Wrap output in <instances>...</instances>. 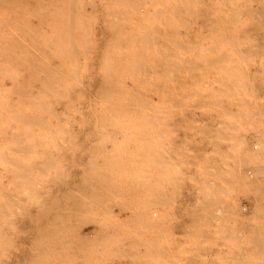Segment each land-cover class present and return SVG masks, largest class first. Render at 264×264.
Returning <instances> with one entry per match:
<instances>
[{
	"label": "rangeland",
	"instance_id": "rangeland-1",
	"mask_svg": "<svg viewBox=\"0 0 264 264\" xmlns=\"http://www.w3.org/2000/svg\"><path fill=\"white\" fill-rule=\"evenodd\" d=\"M139 1L0 0V216H2L0 217V247L3 245V252L0 248V264H22L23 262V264H61V262L62 264L68 262V264H104L105 262L107 264H264V0H185V2L182 0L183 3L181 0H178L179 3L177 0ZM152 3L154 6L159 4L154 7ZM160 4L161 6H159ZM170 4L172 8L168 7ZM241 4L244 7L241 8ZM194 6L196 11L193 10ZM224 7L226 9L228 7V10ZM219 8L221 12L218 10ZM257 9L258 11H256ZM119 11L123 13H118ZM193 11L197 15L194 16ZM166 19L167 21H165ZM218 24H225L224 28ZM212 26L222 29L219 30L217 27L216 30ZM153 31L155 32L153 33ZM207 31L210 34L215 33L214 36L209 35ZM222 31L225 33L221 34ZM133 34L137 36L133 37ZM178 34L179 36H177ZM235 40L237 41L235 42ZM212 41L216 43L211 44ZM224 45L226 47L223 48ZM182 48L186 50L183 52ZM231 49H235V51L233 50L234 54ZM175 52H179L178 56ZM210 52H216V54L212 55ZM181 53L185 55L183 56ZM205 53L208 55L206 56ZM227 59H230V62ZM170 60H175V62ZM240 60L241 63H237ZM205 64L210 67L207 68ZM234 68V72L230 70ZM169 71H172L171 74ZM137 72L140 73L139 77H136ZM142 72L149 74V78L153 79L151 75L154 76L155 81L154 79L153 82L152 79L149 80V75L147 76L146 73L144 74L146 77L143 78ZM229 74L232 76L229 77ZM135 77L145 80L136 81ZM132 79H135V82ZM222 81L223 83H221ZM141 82L143 85L140 84ZM152 83L157 86V89ZM123 85L126 88L129 86L130 89L133 88L132 94H136L133 92L142 86L144 89L140 90L144 91L145 95V90L147 92L145 88L150 86L151 89H149L155 93L148 92L147 96H152L150 99L157 102H152L154 105L151 106V102L149 105L141 106L143 102L136 101L141 96L138 98H134V96V102L130 99L133 95L128 96L131 92L129 91V94L125 95V97L128 96L126 99H130L126 101L129 103L128 108L125 106L123 108L121 105L119 108L116 105L121 103L123 105L125 97L122 94L124 98L122 101L119 94L121 90H117V87L123 88ZM218 85H221L222 91ZM161 86H164L165 89H162ZM105 87L106 91L110 87L108 88L110 90L107 91L110 96H106L108 93L104 92ZM115 87L119 93L114 91ZM153 87L156 90L152 89ZM101 88L102 90H100ZM111 88L115 93L111 92ZM160 88L163 90L161 94ZM205 88L206 90H204ZM140 90L139 92H141ZM240 90H243V94ZM102 91L105 94L104 97L103 93L100 94ZM219 92L220 94H218ZM98 93L102 95V100ZM115 94H119L122 102L118 101L121 103L115 104L113 107V103L119 99ZM138 94L136 95L139 96ZM185 94L188 95L184 96ZM141 95L145 97L143 94ZM98 96L100 98L97 100ZM111 97L114 99L113 101ZM103 99L104 101L106 99L105 102L108 103L113 102L109 104L117 111H113L111 106H108L110 110L106 108L108 103L99 104L100 101L103 102ZM148 100L149 103L150 100ZM130 102L135 105L136 112H133L134 114L131 112L135 110L131 107ZM147 102L145 103L148 104ZM153 106L158 110L161 108L163 110L158 112L152 108ZM102 107L113 113L122 111V109L128 112L125 111L126 114L124 111L120 112L122 116L118 113L116 117L112 115L113 113H107L111 114L113 119L112 116L104 115L106 113L104 109V114H101L103 113ZM141 107L142 110H147L148 107V112L144 111L145 117L143 113V117L138 115ZM244 107L247 108L244 109ZM164 109L168 111L166 112ZM150 113L151 115L155 113L157 116L155 114L149 116ZM136 115L138 116L136 117ZM164 115L166 118L162 117ZM103 116H106L105 118L108 116L107 120ZM119 117H122L124 121ZM134 117L141 119L135 121ZM116 118H119L118 121ZM150 118L152 119L150 120ZM111 119L113 122L110 121ZM120 121L122 122L120 123ZM144 121L148 124L145 123L143 126L140 122L144 124ZM136 124L138 128H136ZM109 125H114V127ZM123 126L126 128V132ZM121 128L124 130H120ZM112 131L115 133L113 134ZM127 131L133 133L129 132L128 135ZM100 133H102L101 136ZM146 133L147 136H145ZM126 135L128 136L125 137ZM115 138L119 139L115 141ZM151 138L153 141L150 140ZM113 142L115 143L113 144ZM115 144L119 145L115 146ZM122 146L125 148L121 149ZM118 149L123 150L122 153ZM130 149L131 151L128 152ZM135 151L139 153L135 154ZM108 157L110 159L106 160ZM143 159L147 162H143L144 165L142 164ZM128 160L129 162H127ZM106 162L107 164H105ZM136 162L138 163L136 164ZM155 162L157 163L155 164ZM114 164L115 167H112ZM134 166L135 168H133ZM37 167L38 169H36ZM118 167L119 173L117 170V174H115ZM86 172L88 173L86 174ZM112 172L114 173L112 174ZM25 173L29 175H25ZM132 173L136 176H133ZM16 176H19L18 179ZM144 177L146 180L143 179ZM141 178L143 180H140ZM121 180L123 184H121ZM146 183H148L147 187L144 186ZM120 186L125 187L123 189ZM83 188L84 190H82ZM109 189L110 194L108 193ZM16 191H21L22 194L21 192L17 194ZM62 191L67 192L63 193ZM68 192L70 194L67 195ZM81 195H85L87 198ZM107 195L110 196L109 199H107ZM93 197L94 199H92ZM103 198H105V202L104 200L101 202ZM16 200L18 203L20 201V204H17ZM123 200L126 202H122ZM21 202H24V205ZM132 205L135 206L132 207ZM79 208L80 210H78ZM74 210L81 213L74 212ZM95 215L96 217H94ZM10 216L11 218H9ZM63 229L65 230L63 231ZM17 230L20 231L17 232ZM139 230L142 232L140 231V233ZM136 232H139L140 236L137 234L136 237ZM39 233L44 237L41 238ZM3 234L5 237L7 235L8 239L3 237ZM71 235L72 237H70ZM38 237L41 239L39 240ZM63 241L65 242L63 243ZM54 244L57 245L56 248ZM105 248L107 249L105 250ZM97 250L100 252L96 254ZM122 250L125 251L122 252ZM58 253L61 255L59 259ZM25 257L26 260H24ZM51 259L54 262L53 260L51 262ZM42 260L47 262L43 263Z\"/></svg>",
	"mask_w": 264,
	"mask_h": 264
},
{
	"label": "bare ground",
	"instance_id": "bare-ground-1",
	"mask_svg": "<svg viewBox=\"0 0 264 264\" xmlns=\"http://www.w3.org/2000/svg\"><path fill=\"white\" fill-rule=\"evenodd\" d=\"M140 1H141V0H140ZM140 1H139V2H140ZM165 1H166V0H165ZM175 1H176V0H175ZM181 1H182V0H181ZM207 1H208V0H207ZM211 1H213V0H211ZM129 2H131V1H129ZM151 2H154V1H151ZM169 2H170V1H168V3H169ZM173 2H174V1H173ZM177 2H178V0H177ZM177 2H176V3H177ZM184 2H185V0H184ZM205 2H206V1H205ZM256 2H257V1H256ZM170 3H171V2H170ZM174 3H175V2H174ZM178 3H179V2H178ZM182 3H183V1H182ZM208 3H209V2H208ZM217 3H219V2H217ZM249 3H250V2H249ZM131 4H132V3H131ZM152 4H153V3H152ZM155 4H156V3H155ZM158 4H159V3H157V5H158ZM194 4L197 5L196 3H194ZM212 4H213V3H212ZM214 4H215V3H214ZM132 5H133V4H132ZM157 5L154 6V4H153L154 7H157ZM165 5H166V4H165ZM174 5H175V4H174ZM185 5L188 7L187 4H185ZM191 5H192V4H191ZM198 5H199V4H198ZM221 5H222V4H221ZM233 5H234V4H233ZM235 5H236V4H235ZM241 5H242L241 8L244 7L243 4H241ZM246 5H247V4H246ZM250 5H251V4H250ZM261 5H262V3H261ZM127 6H128V4H127ZM159 6H161V4H160ZM199 6H200V5H199ZM217 6H218V5H217ZM252 6H253V5H252ZM256 6H257V4H256ZM263 6H264V4H263ZM118 7H119V5H118ZM129 7H130V5H129ZM168 7H171V4H170V6L168 5ZM222 7H223V6H222ZM225 7H226V6H225ZM225 7H224V8H225ZM254 7H255V5H254ZM112 8H113V7H112ZM159 8H160V7H159ZM171 8H172V7H171ZM190 8H192V7L190 6ZM198 8H199V7H198ZM213 8H214V5H213ZM216 8H217V7H216ZM229 8H230V7H229ZM233 8H234V7H233ZM238 8H240V7H238ZM245 8H246V6H245ZM255 8H256V7H255ZM119 9H120V8H119ZM121 9H123V8H121ZM222 9H223V8H222ZM225 9H226V8H225ZM225 9H224V10H225ZM230 9H231V8H230ZM116 10H117V9H116ZM127 10H128V9H127ZM157 10H159V9H157ZM163 10H164V9H163ZM166 10H167V9H166ZM173 10H174V9H173ZM175 10H176V9H175ZM175 10H174V11H175ZM191 10H192V9H191ZM193 10H195V6H194V9H193ZM201 10H202V9H201ZM204 10H205V9H204ZM218 10L220 11L221 9L219 8ZM226 10H228V7H227ZM235 10H236V9H235ZM238 10H240V9H238ZM245 10H246V9H245ZM117 11H118V10H117ZM128 11H129V10H128ZM161 11H162V10H161ZM161 11H160V12H161ZM177 11H178V10H177ZM195 11H196V10H195ZM205 11H206V10H205ZM219 11H218V12H219ZM231 11H232V10H231ZM254 11H255V10H254ZM256 11H258V9H257ZM115 12H116V11H115ZM120 12H122V11H119L118 13H120ZM158 12H159V11H158ZM178 12H179V11H178ZM185 12H186V11H185ZM190 12H191V11H190ZM193 12H194V11H193ZM220 12H221V11H220ZM118 13H117V14H118ZM122 13H123V12H122ZM122 13H121V14H122ZM129 13H130V12H129ZM132 13H133V12H132ZM161 13H162V12H161ZM167 13H168V12H167ZM170 13H171V12H170ZM181 13H182V12H181ZM181 13H180V14H181ZM186 13H187V12H186ZM223 13H224V12H223ZM225 13H226V12H225ZM234 13H235V12H234ZM236 13H237V12H236ZM241 13H242V12H241ZM241 13H240V14H241ZM130 14H131V13H130ZM165 14H166V12L164 13V15H165ZM172 14H173V12H172ZM174 14H175V13H174ZM177 14H178V13H177ZM193 14H194V16H195L196 13L194 12ZM231 14H233V13H231ZM240 14H239V15H240ZM250 14H251V13H250ZM114 15H115V14H114ZM162 15H163V14H162ZM162 15H161V16H162ZM181 15H182V14H181ZM187 15H189V14H187ZM196 15H197V14H196ZM199 15H200V14H199ZM215 15H216V14H215ZM217 15H218V14H217ZM233 15H235V14H233ZM241 15H242V14H241ZM256 15H257V14H256ZM256 15H255V16H256ZM258 15H259V13H258ZM161 16H160V18H161ZM178 16H180V15H178ZM201 16H203V15H201ZM223 16H224V15H223ZM223 16H222V17H223ZM228 16H229V15H228ZM244 16H245V15H244ZM255 16H254V17H255ZM172 17H175V16L172 15ZM172 17H171V18H172ZM176 17H177V15H176ZM192 17H193V16H192ZM199 17H200V16H199ZM204 17H205V16H204ZM230 17H231V15H230ZM233 17H234V16H233ZM241 17H242V16H241ZM257 17H258V16H257ZM213 18H214V17H213ZM217 18H218V16H217ZM249 18H251V17H249ZM144 19H145V18H144ZM144 19H143V20H144ZM149 19H150V18H149ZM151 19H155V18H151ZM163 19H164V18H163ZM169 19H170V18H169ZM182 19H183V18H182ZM185 19H186V17H185ZM189 19H190V18H189ZM189 19H187V20H189ZM198 19H199V18H198ZM224 19H226L225 16H224ZM229 19H231V18H229ZM253 19H254V18H253ZM258 19H259V18H258ZM263 19H264V17H263ZM113 20H114V17H113ZM158 20H159V19H158ZM175 20H176V19H175ZM250 20H252V18H251ZM250 20H249V21H250ZM156 21H157V20H156ZM160 21H161V20H160ZM163 21H164V20H163ZM163 21H162V23H164L165 21H167V19H166L164 22H163ZM171 21H172V19H171ZM176 21H177V20H176ZM197 21H198V20H197ZM197 21H196V22H197ZM214 21H215V20H214ZM234 21H235V20H234ZM243 21H244V20H243ZM262 21H263V20H262ZM115 22H116V21H115ZM145 22H146V21H145ZM152 22H153V21H152ZM177 22H178V21H177ZM203 22H204L203 24H205V21H203ZM211 22H212V21H211ZM244 22H245V21H244ZM244 22H243V23H244ZM256 22H257V20H256ZM111 23H112V22H111ZM148 23H149V21H148ZM148 23H147V24H148ZM158 23H160V22L158 21ZM172 23H173V22H172ZM172 23H171V26H173ZM178 23H179V22H178ZM187 23L191 24L190 22H187ZM212 23H214V22H212ZM212 23H210V24H212ZM227 23H228V22H227ZM229 23H230V22H229ZM239 23H240V22H239ZM249 23H250V22H249ZM118 24H119V23H118ZM133 24H134V23H133ZM147 24H146V25H147ZM160 24H161V23H160ZM160 24H159V25H160ZM173 24H175V23H173ZM180 24H181V23H180ZM198 24H199V23H198ZM208 24H209V23H208ZM208 24H207V25H208ZM231 24H232V21H231ZM244 24H245V23H244ZM256 24H257V23H256ZM112 25H113V24H112ZM114 25H115V24H114ZM143 25H145V24H143ZM163 25H164V24H163ZM191 25H192V24H191ZM212 25H213V24H212ZM214 25H215V24H214ZM216 25H217V24H216ZM218 25H220V24H218ZM221 25H222V24H221ZM221 25H220V26H221ZM223 25H225V24H223ZM223 25H222V27L224 28ZM150 26H151V24H150ZM150 26H149V27H150ZM167 26H168V25H167ZM171 26H170V27H171ZM178 26H179V25H178ZM183 26H184V25H183ZM195 26H196V25H195ZM195 26H194V27H195ZM233 26H234V25H233ZM111 27H112V26H111ZM114 27H115V26H114ZM164 27H166V26H164ZM181 27H182V26H181ZM202 27H203V26H202ZM207 27H208V26H207ZM212 27H214V29H216L218 26H212ZM236 27H237V26H236ZM152 28H153V27H152ZM157 28H158V27H157ZM166 28H167V27H166ZM176 28H178V27H176ZM187 28H188V26H187ZM199 28H201V27L199 26ZM220 28H221V27H220ZM220 28L218 27L219 30H220ZM226 28H227V25H226ZM228 28H230V27H228ZM240 28H242V27H240ZM252 28H253V29H256L255 27H252ZM142 29H143V28H142ZM174 29H175V28H174ZM174 29H173V30H174ZM185 29H186V28H185ZM202 29H203V28H202ZM214 29H213V30H214ZM221 29H222V28H221ZM231 29H232V28H231ZM235 29H236V28H235ZM250 29H251V28H250ZM152 30H153V29H152ZM154 30H155V29H154ZM196 30H197V29H196ZM196 30H195V31H196ZM199 30H200V29H199ZM199 30H198V31H199ZM216 30H217V29H216ZM238 30H239V29H238ZM135 31H138V30H135ZM140 31H141V29H140ZM156 31H157V30H156ZM179 31H180V30H179ZM208 31H211V30H208ZM208 31H207V33H208ZM224 31H225V30H224ZM227 31H228V30H227ZM235 31H236V30H235ZM239 31H240V30H239ZM133 32H134V31H133ZM150 32H151V31H150ZM154 32H155V31H153V33H154ZM183 32H184V31H183ZM220 32H221V31H220ZM240 32H241V31H240ZM240 32H239V33H240ZM252 32H253V31H252ZM141 33H142V32H141ZM218 33H219V32H218ZM224 33H225V32H224ZM224 33H223V31H222L221 34H224ZM230 33H231V32H230ZM236 33H237V31H236ZM157 34H158V32H157ZM203 34H204V33H203ZM205 34H206V33H205ZM208 34L211 35L212 33H211V34L208 33ZM213 34H215V33H213ZM213 34H212V35H213ZM216 34H217V33H216ZM234 34H235V33H234ZM133 35H134V34H133ZM140 35H142V34H140ZM140 35H139V36H140ZM153 35H154V34H153ZM155 35H156V34H155ZM173 35H175V34H173ZM198 35H199V34H198ZM236 35H237V34H236ZM238 35H239V34H238ZM136 36H137V35H136ZM136 36L134 35L133 37H136ZM157 36H158V35H157ZM160 36H161V35H160ZM162 36H163V35H162ZM177 36H179V34H178ZM180 36H182V35H180ZM187 36H188V35H187ZM213 36H214V35H213ZM218 36H219V35H218ZM220 36H223V35H220ZM228 36H229V35H227V37H228ZM234 36H235V35H234ZM242 36H243V35H242ZM242 36H241V37H242ZM147 37H148V36H147ZM172 37H173V36H172ZM194 37H195V36H194ZM199 37H200V36H199ZM208 37H209V36H208ZM241 37H240V38H241ZM143 38H144V37H143ZM209 38H210V37H209ZM209 38H208V39H209ZM217 38H219V37H217ZM217 38H216V39H217ZM229 38H230V36H229ZM152 39H153V38H152ZM176 39H177V38H176ZM194 39H195V38H194ZM205 39H206V38H205ZM210 39L212 40V38H210ZM210 39H209V40H210ZM241 39H242V38H241ZM213 40H215V39H213ZM221 40H222V39H221ZM221 40H220V41H221ZM248 40H249V39H248ZM176 41H178V40H176ZM181 41H182V40H181ZM194 41H195V40H194ZM236 41H237V40H235V42H236ZM252 41H253V39H252ZM262 41H263V40H262ZM173 42H175V41H173ZM178 42H180V41H178ZM214 42H215V41H214ZM214 42L212 41L211 44L214 43ZM218 42H219V41H218ZM222 42H223V41H222ZM263 42H264V41H263ZM176 43H177V42H176ZM176 43H175V44H176ZM183 43H184V42H183ZM188 43H189V42H188ZM196 43H197V41H196ZM215 43H216V42H215ZM175 44H174V46H175ZM180 44H182V43H180ZM191 44H192V43H191ZM200 44H201V42H200ZM235 44H237V43H235ZM243 44H245V43H243ZM176 45H177V44H176ZM201 45H203V44H201ZM232 45H233V44H232ZM237 45L239 46V44H237ZM148 46H149V45H148ZM181 46H182V45H181ZM198 46L200 47V45H198ZM208 46H209V44H208ZM240 46H241V45H240ZM245 46H246V45H245ZM144 47H147V46L144 45ZM178 47H179V46H178ZM199 47H198V48H199ZM222 47L224 48V47H226V46L224 45V46H222ZM148 48H149V47H148ZM198 48H197V49H198ZM200 48H201V47H200ZM200 48H199V49H200ZM231 48H232V47H231ZM236 48H237V47H236ZM142 49H143V48H142ZM170 49H171V48H170ZM176 49H177V48H176ZM179 49H181V48H179ZM199 49H198V50H199ZM213 49H214V48H213ZM219 49H220V48H219ZM225 49H226V48H225ZM148 50H149V49H148ZM171 50H173V49H171ZM174 50H175V49H174ZM183 50H186V49L182 48V51H183ZM228 50H229V49H228ZM228 50H227V51H228ZM233 50L235 51V49H233ZM233 50L231 49V51H233ZM261 50H262V49H261ZM179 51L182 52L181 50H179ZM214 51H215V50H214ZM217 51H218V49H217ZM220 51H221V50H220ZM234 51L232 52L233 54H234ZM183 52H184V51H183ZM196 52H197V51H196ZM205 52H206V51H205ZM212 52H213V51H212ZM223 52H224V51H223ZM245 52H246V51H245ZM173 53H174V52H173ZM175 53H176V52H175ZM191 53H192V51H191ZM191 53H190V54H191ZM201 53H202V52H201ZM207 53H208V52H207ZM210 53H211V52H210ZM214 53L216 54V52H214ZM214 53H211V54L213 55ZM226 53L228 54V52H226ZM242 53H244V52H242ZM242 53H241V54H242ZM176 54H177V56H178L179 52L176 53ZM181 54H182V53H181ZM181 54H180V56H181ZM192 54H193V53H192ZM202 54H203V53H202ZM205 54H206V53H205ZM205 54H204V55H205ZM217 54H218V53H217ZM249 54H250V53H249ZM172 55H173V54H172ZM174 55H175V54H174ZM182 55H183V54H182ZM184 55H185V54H184ZM184 55H183V56H184ZM193 55H194V54H193ZM207 55H208V54H206V56H207ZM229 55H230V54H229ZM243 55H244V54H243ZM170 56H171V55H170ZM189 56H190V55H189ZM194 56H195V55H194ZM214 56H215V55H214ZM224 56H225V55H224ZM171 57H172V56H171ZM185 57H186V56H185ZM197 57H198V56H197ZM209 57H210V56H209ZM232 57H233V56H232ZM234 57H235V56H234ZM238 57H239V56H238ZM240 57H241V56H240ZM244 57H245V56H244ZM260 57H261V56H260ZM174 58H176V57H174ZM180 58H182V57H180ZM180 58H178V59H180ZM190 58H191V57H190ZM210 58H211V57H210ZM235 58H236V57H235ZM176 59H177V58H176ZM197 59H199V58H197ZM186 60H187V59H186ZM202 60H203V59H202ZM227 60H228V62H230V61H229L230 59H227ZM235 60H236V59H235ZM143 61H144V60H143ZM143 61H142V62H143ZM170 61H174V62H175V60H170ZM236 61H237V60H236ZM236 61H235V62H236ZM248 61H249V60H248ZM260 61H261V60H260ZM174 62H173V63H174ZM185 62H186V61H185ZM216 62H217V61H216ZM233 62H234V61H233ZM239 62L241 63V60L238 61L237 63H239ZM242 62H243V61H242ZM169 63H171V62H169ZM173 63H172V64H173ZM179 63H180V62H179ZM186 63H187V62H186ZM197 63H198V62H197ZM177 64H178V63H177ZM207 64H208V63H207ZM215 64H216V63H215ZM219 64H220V63H219ZM228 64H229V63H228ZM253 64H254V63H253ZM168 65H169V64H168ZM170 65H171V64H170ZM180 65H182V64H180ZM183 65H184V64H183ZM198 65H199V64H198ZM199 66H200V65H199ZM205 66H206V64H205ZM212 66H213V65H212ZM219 66H220V65H219ZM226 66H227V65H226ZM228 66H229V65H228ZM231 66H233V65L231 64ZM234 66H236V65H234ZM242 66H243V65H242ZM245 66H246V64H245ZM250 66H251V65H250ZM171 67H172V66H171ZM180 67H181V66H180ZM183 67H184V66H183ZM206 67H207V66H206ZM208 67H210V66H208ZM208 67H207V68H208ZM214 67H215V66H214ZM216 67H217V66H216ZM224 67H225V65H224ZM239 67H240V66H239ZM212 68H213V67H212ZM229 68H230V67H229ZM232 68H233V67H232ZM248 68H249V67H248ZM174 69H175V68H174ZM180 69H181V68H180ZM180 69H179V70H180ZM182 69H183V68H182ZM186 69H187V68H186ZM186 69H185V70H186ZM214 69H215V68H214ZM227 69H228V68H227ZM236 69H237V68H236ZM245 69H246V68H245ZM261 69H262V68H261ZM199 70H200V69H199ZM208 70H209V69H208ZM216 70H217V69H216ZM230 70H233V72H234L235 68H234V69H230ZM239 70H241V69H239ZM239 70H238V72H239V74H240V71H239ZM247 70H248V69H247ZM144 71L147 72V70H144ZM148 71H149V70H148ZM164 71H166V70H164ZM202 71H203V70H202ZM146 72H145V73H146ZM152 72H153V71H152ZM166 72H167V71H166ZM169 72H170V71H169ZM171 72H172V71H171ZM171 72H170V74H171ZM181 72H183V71H181ZM204 72H206V70H204ZM223 72H224V71H223ZM225 72H226V71H225ZM228 72L230 73L231 71H228ZM228 72H227V73H228ZM249 72H250V70H249ZM145 73H144V74H145ZM244 73H245V72H244ZM138 74H140V73L137 72V76H136V75H134V76L139 77ZM141 74H143V72H142ZM144 74H143V78H144V76L146 77L147 73H146V75H144ZM260 74H261V73H260ZM148 75H149V74H148ZM148 75H147V76H148ZM173 75H174V74H173ZM187 75H188V74H187ZM227 75H228V74H227ZM234 75H235V73H234ZM240 75H241V74H240ZM257 75H258V74H257ZM161 76H162V75H161ZM230 76H232V75L229 74V77H230ZM136 77H135V79H136ZM149 77H150V75L148 76V78H149ZM151 77H153V79H154V76L151 75ZM163 77H164V75H163ZM180 77H182V76H180ZM180 77H179V78H180ZM238 77H239V75H238ZM240 77H241V76H240ZM148 78H147V79H148ZM164 78H165V77H164ZM182 78H183V77H182ZM191 78H192V77H191ZM235 78H237V77H235ZM253 78H254V77H253ZM135 79H134V80L132 79V80L135 82ZM150 79H152V78H149V80H150ZM153 79H152V82H153ZM213 79H214V78H213ZM227 79H228V78H227ZM227 79H226V80H227ZM237 79H238V78H237ZM137 80H141V79L138 78V79H136V81H137ZM142 80H145V79H142ZM142 80H141V81H142ZM167 80H168V79H167ZM219 80H220V79H219ZM242 80H243V79H242ZM154 81H155V79H154ZM163 81H164V79H163ZM170 81H171V79H170ZM174 81H176V80H174ZM177 81H178V80H177ZM215 81H216V80H215ZM223 81H225V80H223ZM223 81H222L221 83H223ZM257 81H258V80H257ZM139 82H140V81H139ZM144 82L146 83V81H144ZM147 82H148V81H147ZM165 82H166V79H165ZM192 82H193V81H192ZM228 82H229V81H228ZM230 82H231V80H230ZM230 82H229V83H230ZM234 82H235V81H234ZM238 82H240V81H238ZM244 82H245V81H244ZM247 82H248V81H247ZM150 83H151V81H150ZM158 83H159V82H158ZM172 83H173V82H172ZM186 83H187V82H186ZM203 83H204V82H203ZM213 83H214V82H213ZM250 83H251V82H250ZM250 83H249V85H250ZM140 84H142V82H141ZM147 84H149V83H147ZM159 84H161V83H159ZM159 84H158V85H159ZM162 84H163V83H162ZM176 84H177V83H176ZM217 84H218V83H217ZM236 84H237V83H236ZM242 84H243V83H242ZM136 85H138V84H136ZM142 85H143V84H142ZM144 85H145V84H144ZM152 85H155V84L152 83ZM169 85H170V83H169ZM169 85H168V86H169ZM178 85H179V84H178ZM188 85H189V84H188ZM224 85H225V84H224ZM227 85H228V83H227ZM230 85H231V84H230ZM121 86H122V85H121ZM138 86H140V85H138ZM146 86H147V85H146ZM148 86H149V85H148ZM155 86H156V85H155ZM155 86H154V87H155ZM172 86H173V85H172ZM204 86H206V85H204ZM216 86H217V85H216ZM218 86H219V85H218ZM220 86H221V85H220ZM220 86H219V89H220ZM245 86H246V85H245ZM113 87H114V86H113ZM154 87H153L152 89L156 90V89H157V86H156V89H155ZM158 87H159V86H158ZM162 87H163V88H162ZM176 87H177V86H176ZM207 87H208V86H207ZM222 87H223V85H222ZM242 87H243V86H242ZM108 88H110V87H108ZM108 88H107V91L110 90V89H108ZM119 88H120V89H119ZM119 88L117 87V90H119V91L121 90V93H119V92L116 90V87L114 88V91H117V92L121 95V100H122V101H123V99H124L123 97H125V95H127V93L129 94V91H131L130 94L128 95V96L133 95V96H131L132 98L130 97L131 100H133V101L135 100V99H133L134 96H135L134 98H136V97L138 98V97L141 96L140 99L138 98V99L136 100V101L139 102V103H140V102H141V103H142V102L144 103V104L142 103L141 106H143V105H144V106H145V105H149L150 102H151V104H150V106H151V105H154V104H152V102H157V101H152V100L150 99V97H152V96H149V95L147 96V93H148V92H153V91L150 90V89H151L150 86H149L150 89H149V88H145V89H147V92H146V90H145L146 95L144 94V91L142 92V91L140 90V89H142V86H141V88H140V87H137V88H140V89H138V90L135 88L136 91L133 92V93L138 94V92H139V90H140L141 92H139V94H138L139 96H137L136 94H132V91H134V90H132L133 88L130 89V86H129L128 88H126V87H124V85H123V88L127 89L128 92H127V90L125 91L122 87H119ZM161 88H162V89H165L164 86H161ZM161 88H160V89H161ZM173 88H174V87H173ZM173 88H172V89H173ZM240 88H241V87H240ZM143 89H144V88H143ZM143 89H142V90H143ZM158 89H159V88H158ZM162 89H161L160 94L163 93V92H162V91H163ZM172 89H171V90H172ZM185 89H187V88H185ZM100 90H102V88H101ZM103 90H104V92L108 93V92L106 91V87H105V89H103ZM111 90H112V88H111ZM148 90H150V91H148ZM194 90H195V89H194ZM204 90H206V88H205ZM220 90L222 91V89H220ZM233 90H234V89H233ZM236 90H237V89H236ZM238 90H239V89H238ZM247 90H248V88H247ZM114 91L112 90L111 92H114ZM124 91H125L126 93H125ZM167 91H168V90H167ZM210 91H211V90H210ZM214 91H215V89H214ZM214 91H212V92H214ZM216 91H218V90H216ZM221 91H220V92H221ZM223 91H224V90H223ZM227 91H228V90H227ZM240 91H241V94H243V93H242L243 90H240ZM252 91H254V90H252ZM111 92H110V93H111ZM169 92H170V91H169ZM182 92H183V91H182ZM190 92H191V91H190ZM208 92H209V91H208ZM220 92H219L218 94H220ZM224 92H225V91H224ZM234 92H235V91H234ZM244 92H246V91H244ZM94 93H96V92H94ZM102 93H103V91H102L100 94H102ZM114 93H115V92H114ZM124 93H125V94H124ZM153 93H155V92H153ZM156 93L158 94L159 92H156ZM165 93H166V92H165ZM226 93H227V92H226ZM238 93H239V92H238ZM247 93H248V92H247ZM98 94H99V93H98ZM100 94H99V96L101 97L102 95H100ZM112 94H113V93H112ZM119 94H117V95L115 94V95H116V98H117V97L119 98V99L117 98L118 100L116 101V103L109 102V103H113V104H114L113 107H115V104H119V103L122 102V101L120 100ZM122 94L124 95L123 97H122ZM141 94H143L145 97H142ZM151 94H152V93H151ZM167 94H168V92H167ZM167 94H165V95H167ZM170 94H171V93H170ZM170 94H169V95H170ZM244 94H245V93H244ZM95 95H96V94H95ZM104 95H105V94L103 93V97H104ZM108 95H109V93L106 94V96H108ZM180 95H182V94H180ZM187 95H188V94H187ZM187 95L185 94L184 96H187ZM223 95H224V93H223ZM231 95H232V94H231ZM235 95H238V94L235 93ZM253 95H254V93H253ZM80 96H81L80 98H82V95H80ZM99 96H98V98H96L97 100L100 98ZM109 96H110V95H109ZM128 96L125 97V99H124L125 101H123V102H124L123 105H122V103H121V104L116 105V106L120 108V105H121V107H123V108H124V106H125V108H126V107L128 108V104H129V103L126 102L127 100H130V99H126V98H128ZM158 96H159V95H158ZM170 96H171V95H170ZM173 96H174V94H173ZM177 96H178V95H177ZM197 96H198V95H197ZM203 96H204V95H203ZM224 96H225V95H224ZM241 96H242V95H241ZM112 97H114V96H112ZM112 97H111V98H112ZM148 97H149V98H148ZM160 97H161V96H160ZM162 97H163V95H162ZM164 97H165V96H164ZM167 97H168V96H167ZM171 97H172V96H171ZM171 97H170V98H171ZM228 97H229V95H228ZM231 97H232V96H231ZM235 97H236V96H235ZM92 98H93V95H92ZM106 98H108V97H106ZM116 98H115V100H116ZM145 98H146V99H145ZM147 98H148L150 101H149ZM172 98H173V97H172ZM194 98H195V97H194ZM199 98H200V96H199ZM213 98H214V97H213ZM213 98H212V99H213ZM236 98H237V97H236ZM236 98H235V99H236ZM241 98H242V97H241ZM93 99H94V98H93ZM158 99H159V98H158ZM160 99H161V98H160ZM160 99H159V100H160ZM204 99H205V98H204ZM209 99H210V98H209ZM214 99H215V98H214ZM217 99H219V98H217ZM238 99H239V98H238ZM245 99H246V98H245ZM250 99H251V98H250ZM250 99H249V101H250ZM254 99H255V98H254ZM258 99H259V98H258ZM100 100H102V97L100 98ZM108 100H110V98H108ZM113 100H114V99L112 98V101H113ZM143 100H144L145 102H147V100H148L149 103L147 102L148 104H146ZM156 100H157V98H156ZM164 100H165V99H164ZM168 100H169V99H168ZM168 100H167V101H168ZM170 100H171V99H170ZM241 100H242V99H241ZM105 101H107V100L105 99ZM105 101H104V99H103V102L100 101L99 104H103ZM118 101H121V102H118ZM133 101H131V102H133ZM165 101H166V100H165ZM165 101H164V102H165ZM188 101H190V100H188ZM201 101H202V100H201ZM208 101H209V100H208ZM213 101H214V100H213ZM230 101H231V100H230ZM238 101H239V100H238ZM246 101H248V100H246ZM117 102H118V103H117ZM128 102H129V101H128ZM131 102H130V103H131ZM134 102H135V101H134ZM170 102H171V101H170ZM210 102H212V101H210ZM222 102H223V101H222ZM232 102H233V100H232ZM256 102H257V101H256ZM106 103H108V102H105V104H106ZM109 103L106 104V108H108V106H109V107L111 106V109H112L113 107H112V105L109 104ZM125 103H126V105H124ZM158 103H159V102H158ZM177 103H178V102H177ZM214 103H215V102H214ZM234 103H235V102H234ZM236 103H237V101H236ZM80 104H81V103H80ZM93 104H94V103H93ZM95 104H96L95 106H97V103H95ZM99 104H98V105H99ZM105 104H104V105H105ZM131 104L133 105V106L131 105V107L134 108L135 105H134L133 103H131ZM155 104H156V103H155ZM205 104H206V103H205ZM227 104H228V103H227ZM231 104H232V103H231ZM156 105H158V104H156ZM161 105H162V102H161ZM179 105H180V104H179ZM212 105H213V104H212ZM90 106H91V104H90ZM99 106H100V105H99ZM101 106H102V105H101ZM129 106H130V105H129ZM163 106H164V104H163ZM163 106H162V107H163ZM103 107H105V106H103ZM103 107H102V109H101L102 112H103V109H104ZM157 107H158V106H157ZM93 108H94V106H93ZM96 108H97V107H96ZM99 108H101V107H99ZM99 108H98V109H99ZM129 108H130V107H129ZM133 108H131V109H133ZM143 108H144V107H143ZM152 108H155V109H156V107H154V106H153ZM152 108H151V109H152ZM172 108H174V107L172 106ZM175 108H176V107H175ZM177 108H178V110H179V107H177ZM205 108H207V107L205 106ZM215 108H216V107H215ZM222 108H223V107H222ZM228 108H229V107H228ZM246 108H247V107H246ZM246 108L244 107V109H246ZM94 109H95V108H94ZM108 109L110 110V108H108ZM108 109H106V110L104 109V111H106V113L104 114V112H103V113H101V114L109 115V116L115 115V117H116V115H117L118 113L120 114V112L123 113V111H124V114H126V113L128 112V111L122 109V111H121V110H120V111L118 110L119 112H117V113H113L112 111H109V112H108V111H107ZM114 109H115V108H113V111H117V110H114ZM116 109H117V108H116ZM140 109H141V110H140ZM140 109H139L140 112L138 111L140 114H138V115L141 117V116H142V113H143V116L145 117L146 114L144 115V111H145V112H146V111L148 112V107H147V110H146V109H145V110H144V109L142 110V107H141ZM151 109H150V110H151ZM159 109H160V108H159ZM161 109H162V108H161ZM161 109H160V110H161ZM167 109H168V108H167ZM212 109H213V108H212ZM96 110H97V109H96ZM134 110H135V111H131V112H132V113H133V112L135 113V112H136V109L134 108ZM137 110H138V109H137ZM150 110H149V111H150ZM152 110H153V109H152ZM156 110H158V109H156ZM160 110H158V112H160ZM162 110H163V109H162ZM164 110H166V109H164ZM170 110H171V109H170ZM99 111H100V110H99ZM125 111H126V113H125ZM154 111H155V110H154ZM167 111H168V110H166V112H167ZM222 111H223V110H222ZM246 111H247V110H246ZM152 112H153V111H152ZM156 112H157V111H156ZM244 112H245V111H244ZM244 112H243V113H244ZM97 113H98V112H97ZM99 113H100V112H99ZM107 113H111V114L113 113V114L111 115V114H107ZM134 113H133V114H134ZM246 113H247V112H246ZM89 114H90V113H89ZM101 114H100V115H101ZM124 114H123V115H124ZM147 114H148V113H147ZM153 114H155V113H153ZM153 114H152V115H153ZM92 115H93V114H92ZM120 115H121V114H120ZM120 115H119V116H120ZM130 115H131V113H130ZM138 115H136V117H137ZM152 115H151V113L149 114V116H152ZM155 115H156V114H155ZM155 115H154V116H155ZM234 115H235V114H234ZM117 116H118V115H117ZM121 116H122V115H121ZM143 116H142V117H143ZM154 116H153V118L155 119ZM156 116H157V115H156ZM169 116H170V114L168 115V117H169ZM79 117H80V116H79ZM98 117H99V116H98ZM98 117H96V118H98ZM103 117H104V116H103ZM103 117H102V118H103ZM105 117H106V116H105ZM105 117H104V119L107 120L108 116H107V118H105ZM140 117H139V118H140ZM158 117H159V116H158ZM162 117H165V118H166L165 115L162 116ZM102 118H101V119H102ZM110 118H111V117H110ZM112 118H113V116H112ZM119 118H120V117H119ZM119 118H118V119H119ZM121 118H122V117H121ZM121 118H120V119H121ZM124 118H125V117H124ZM130 118H131V117H130ZM132 118H133V117H132ZM132 118H131V119H132ZM134 118H135V117H134ZM139 118H137V119L135 118V121L138 120ZM148 118H149V117H148ZM156 118H157V117H156ZM159 118H160V117H159ZM77 119H78V118H77ZM113 119H114V118H113ZM113 119H111L110 121L113 122ZM118 119L116 118L117 121H118ZM140 119H141V118H140ZM140 119H139V120H140ZM142 119H144V118H142ZM145 119H146V118H145ZM151 119H152V118H150V120H151ZM157 119H158V118H157ZM161 119H162V118H161ZM121 120H123V118H122ZM127 120L129 121V119H127ZM81 121H82V120H81ZM81 121H79V122H81ZM123 121H124V120H123ZM131 121H132V120H131ZM147 121H148V119H147ZM156 121H158V120H156ZM115 122H116V121H115ZM121 122H122V121H120V123H121ZM126 122H127V121H126ZM126 122H124V123H126ZM77 123H78V122H77ZM116 123H117V122H116ZM116 123H115V124H116ZM118 123H119V122H118ZM124 123H123V125H124ZM145 123H147V122L144 121V124H143L142 122H140V124H142L143 126L145 125ZM148 123H149V121H148ZM148 123H147V124H148ZM150 123H151V122H150ZM153 123H154V122H152L151 124H153ZM155 123H156V122H155ZM134 124H135V123H134ZM134 124H133V125H134ZM117 125H118V124H117ZM121 125H122V124H121ZM154 125H156V124H154ZM93 126H94V125H93ZM96 126H97V125H96ZM98 126H99V125H98ZM104 126H105V125H104ZM109 126L114 127V125H113V126H112V125H109ZM134 126H135V125H134ZM140 126H141V125H140ZM151 126H152V125H150V128H151ZM105 127H106V126H105ZM111 127H110V129H111ZM121 127H122V126H121ZM123 127H124V126H123ZM102 128H104V127H102ZM102 128H100V129H102ZM106 128H109V127L107 126ZM115 128H116V125H115ZM119 128H120V127H119ZM119 128H118V129H119ZM127 128H128V127H127ZM136 128H138V127H137V124H136ZM140 128H141V127H140ZM146 128H147V127H146ZM150 128H149V129H150ZM157 128H158V127H157ZM157 128H156V129H157ZM100 129H99V130H100ZM104 129H105V128H104ZM104 129H103V131H104ZM118 129H117V131H119ZM122 129H123V128H121L120 130H122ZM124 129H125V132H126V128H125V127H124ZM124 129H123V130H124ZM129 129H130V128H129ZM143 129H144V128H143ZM89 130H90V129H89ZM97 130H98V129H97ZM108 130H109V129H108ZM115 130H116V129H115ZM127 130H128V129H127ZM146 130H147V129H146ZM151 130H153V129L151 128ZM154 130H155V127H154ZM94 131H95V130H94ZM101 131H102V130H101ZM105 131H106V129H105ZM113 131H114V130H113ZM113 131H112V132H113ZM117 131H116V132H117ZM137 131H138V130H137ZM144 131H145V130H144ZM155 131H157V130H155ZM89 132H90V131H89ZM95 132H96V131H95ZM122 132H123V131H122ZM129 132H130V131H129ZM129 132L127 131L126 134H128ZM90 133H91V132H90ZM107 133H108V132H107ZM114 133H115V132H113V134H114ZM130 133H133V132H130ZM153 133H154V132H153ZM157 133H158V131H157ZM93 134H95V133H93ZM96 134H97V133H96ZM101 134H102V133H100V136H101ZM103 134H105V133H103ZM109 134H110V133H109ZM111 134H112V133H111ZM113 134H112V135H113ZM118 134H119V133H118ZM118 134H117V137H118ZM122 134H123V133H122ZM155 134H156V132H155ZM155 134H154V135H155ZM106 135H107V134H106ZM128 135H129V134H128ZM128 135H126L125 137H127ZM150 135H151V133H150ZM85 136H86V135H85ZM136 136H137V132H136ZM145 136H147V133H146ZM145 136H144V138H146ZM148 136H149V135H148ZM151 136H152V135H151ZM156 136H157V134H156ZM156 136H155V137H156ZM86 137H87V136H86ZM92 137H93V136H92ZM92 137H91V139H92ZM108 137H110V136L108 135ZM120 137H121V136H120ZM130 137L132 138V136H130ZM137 137H138V136H137ZM87 138H88V137H87ZM89 138H90V137H89ZM112 138H114V137L112 136ZM128 138H129V137H128ZM135 138H136V137H135ZM144 138H143V139H144ZM94 139H95V138H94ZM100 139H101V138H100ZM104 139H105V136H104L103 140H104ZM108 139H109V138H108ZM118 139H119V138H117V140H118ZM140 139H141V138H140ZM143 139H142V140H143ZM153 139H155V138H153ZM156 139H157V138H156ZM103 140H102V141H103ZM109 140H111V139H109ZM109 140H108V141H109ZM112 140H113V139H112ZM114 140L117 141L116 138H115ZM122 140H123V138H122ZM125 140H126V138H125ZM129 140H130V139H129ZM134 140H135V139H134ZM146 140H147V139H146ZM148 140H149V139H148ZM148 140H147V141H148ZM150 140H152V138H151ZM93 141H94V140H93ZM97 141L99 142V140H97ZM97 141H96V142H97ZM120 141H121V140H120ZM131 141H132V140H131ZM152 141H153V140H152ZM90 142H92V141L90 140ZM110 142H111V141H110ZM121 142H122V141H121ZM121 142H120V143H121ZM144 142H145V141H144ZM79 143H80V142H79ZM79 143H78V144H79ZM100 143H101V142H100ZM114 143H115V142H113V144H114ZM117 143H118V142H117ZM120 143H119V144H120ZM129 143H130V142H129ZM138 143H139V142H138ZM146 143H147V142H146ZM154 143H155V142H154ZM154 143H153V144H154ZM96 144H97V143H96ZM96 144H95V145H96ZM104 144H105V143H104ZM104 144H103V145H104ZM119 144H117V145L115 144V146H118ZM122 144H123V142H122ZM127 144H128V143H127ZM130 144H132V143H130ZM133 144H134V143H133ZM133 144H132V145H133ZM80 145H81V144H80ZM103 145H101V146L103 147ZM128 145H129V144H128ZM136 145H137V144H136ZM138 145H139V144H138ZM142 145H143V144H142ZM149 145H150V144H149ZM154 145H155V144H154ZM78 146H79V145H78ZM90 146H92V145H90ZM150 146H151V145H150ZM108 147H109V146H108ZM110 147H111V146H110ZM123 147H124V146H122L121 149H123ZM137 147H138V146H137ZM139 147H140V145H139ZM151 147H152V146H151ZM156 147H158V146H156ZM91 148H92V147H91ZM105 148H106V147H105ZM112 148H113V147H112ZM115 148H116V147H115ZM119 148H120V147H119ZM124 148H125V147H124ZM133 148H134V147H133ZM135 148H136V147H135ZM135 148H134V149H135ZM142 148H143V146L141 147V150H142ZM82 149H83V148H82ZM88 149H89V148H88ZM101 149H102V148H101ZM101 149H100V150H101ZM107 149H108V148H107ZM109 149H110V148H109ZM85 150H86V149H85ZM111 150H112V149H111ZM113 150H114V149H113ZM118 150L120 151V149H118ZM132 150H133V149H132ZM139 150H140V149H139ZM107 151H108V150H107ZM107 151H105V152H107ZM122 151H123V150H122ZM122 151H120V152L122 153ZM129 151H131V149L128 150V152H129ZM143 151H144V150H143ZM83 152H84V151H83ZM108 152L110 153V151H108ZM115 152L117 153V150H116ZM120 152H118V153L120 154ZM125 152H126V151H125ZM79 153H80V152H79ZM100 153H101V152H100ZM103 153H104V152H103ZM131 153H132V152H131ZM136 153H139V152H136V151H135V154H136ZM143 153H144V152H143ZM147 153H148V152H147ZM154 153H155V152H154ZM154 153L152 154V156L154 155ZM27 154H28V153H27ZM29 154H30V152H29ZM35 154H36V153H35ZM87 154H88V153H87ZM89 154H90V151H89ZM104 154H105V153H104ZM107 154H108V153H107ZM110 154H111V153H110ZM126 154H127V152H126ZM133 154H134V153H133ZM135 154H134V156H136ZM100 155H101V154H100ZM116 155H117V154H116ZM122 155H123V154H122ZM140 155H141V154H140ZM140 155H139V156H140ZM142 155H143V154H142ZM148 155H150V154L148 153ZM88 156H89V155H88ZM94 156H95V154H94ZM98 156H99V155H98ZM98 156H97V157H98ZM137 156H138V155H137ZM146 156H147V155H146ZM30 157H31V156H30ZM30 157H29V158H30ZM99 157H103V156H99ZM106 157H107V156H106ZM110 157H111V156H110ZM112 157H113V156H112ZM140 157H141V156H140ZM140 157H139V158H140ZM143 157H145V156L143 155ZM150 157H151V156H150ZM155 157H156V156H155ZM20 158H21V157H20ZM27 158H28V157H27ZM31 158H32V157H31ZM89 158H90V157H89ZM93 158H94V157H93ZM120 158H121V157H120ZM123 158H124V157H123ZM101 159H102V158H101ZM107 159H110V158L108 157V158H106V160H107ZM112 159L114 160V158H112ZM116 159H118V158H116ZM154 159H155V158H154ZM84 160H85V159H84ZM155 160H156V159H155ZM164 160H165V159H164ZM17 161H18V160H17ZM25 161H26V160H25ZM28 161H29V160H28ZM43 162H44V161H43ZM101 162H102V160H101ZM101 162H100V163H101ZM112 162H113V161H112ZM116 162H117V160H116ZM127 162H129V160H128ZM143 162H146V161H144V159H143L142 164H143ZM150 162H151V161H150ZM80 163H81V162H80ZM84 163H85V162H84ZM84 163H83V164H84ZM91 163H93V162L91 161ZM94 163H95V162H94ZM102 163H104V162H102ZM131 163H132V162H131ZM137 163H138V162H136V164H137ZM146 163H147V162H146ZM152 163H153V162H152ZM156 163H157V162H155V164H156ZM83 164H82V165H83ZM89 164H90V163H89ZM105 164H107V162H106ZM116 164L118 165V163H116ZM124 164H126V163H124ZM127 164H128V163H127ZM144 164H145V163H144ZM144 164H143V165H144ZM79 165H80V164H79ZM101 165H102V164H101ZM103 165H104V164H103ZM120 165H121V164H120ZM132 165H133V163H132ZM132 165H130V166H132ZM134 165H135V163H134ZM147 165H148L149 167L151 166V165H149V164H147ZM147 165H146V166H147ZM90 166H91V165H90ZM122 166H124V165H122ZM125 166H126V165H125ZM136 166H138V165H136ZM154 166H155V165H154ZM53 167H54V166H53ZM56 167H57V166H56ZM78 167H79V166H78ZM80 167H83V166H80ZM91 167H93V165H92ZM91 167H90V169H91ZM112 167H115V164H114V166L112 165ZM120 167H121V166H120ZM140 167H141V166H140ZM149 167H148V169H149ZM33 168H34V167H33ZM96 168H97V166H96ZM96 168H95V169H96ZM99 168H100V167H99ZM104 168H105V166H104ZM109 168H110V167H109ZM127 168H128V166H127ZM133 168H135V166H134ZM150 168H152V166H151ZM36 169H38V167H37ZM44 169H46V168H44ZM52 169H53V168H52ZM56 169H57V168H56ZM82 169H83V168H82ZM95 169H94V170H95ZM100 169L103 170V168H100ZM106 169H107V168H106ZM106 169H104V170H106ZM110 169H111V168H110ZM121 169H122V168H121ZM136 169H137V168H136ZM87 170H88V169H87ZM117 170H118V173H119V167H118V169H116V173H115V174H117ZM139 170H140V169H139ZM139 170H138V171H139ZM153 170H154V169H153ZM153 170H152V171H153ZM37 171H38V170H37ZM91 171H92V169H91ZM95 171H96V170H95ZM107 171H108V170H107ZM125 171H126V170H125ZM131 171H132V170H131ZM133 171H134V170H133ZM144 171L147 173L146 170H144ZM30 172L33 173L34 171H30ZM120 172H121V171H120ZM122 172H123V171H122ZM141 172H142V174H143V171H142V170H141ZM145 172H144V173H145ZM149 172H150V170H149ZM87 173H88V172H86V174H87ZM90 173H91V172H90ZM113 173H114V172H112V174H113ZM130 173H131V172H130ZM137 173H139V172H137ZM150 173L152 174V172H150ZM26 174H27V173H25V175H26ZM35 174H36V173H35ZM58 174H59V173H58ZM94 174H95V173H94ZM101 174H102V173H101ZM101 174H100V176H101ZM104 174H105V173H104ZM121 174H122V173H121ZM132 174H133V173H132ZM27 175H29V174H27ZM39 175H40V174H39ZM39 175H38V176H39ZM41 175H42V174H41ZM41 175H40V176H41ZM48 175H49V174H48ZM110 175H111V174H110ZM118 175H119V174H118ZM134 175L136 176V174H133V176H134ZM79 176H80V175H79ZM81 176H82V175H81ZM86 176H87V175H86ZM95 176H97V174H95ZM105 176H107V175L105 174ZM119 176H120V175H119ZM125 176H126V175H125ZM125 176H124V178H125ZM16 177H17V176H16ZM18 177H19V176H18ZM18 177H17V179H18ZM21 177H22V176H21ZM21 177H20V178H21ZM84 177H85V176H84ZM91 177H92V176H91ZM112 177H113V175H112ZM115 177H116V176H115ZM120 177H121V176H120ZM128 177H129V175H128ZM146 177H149V176H146ZM146 177H144L143 179H145ZM12 178H13V177H12ZM42 178H43V177H42ZM42 178H41V179H42ZM45 178H46V177H45ZM54 178H55V177H54ZM95 178H96V177H95ZM102 178H103V177H102ZM102 178H101V180H102ZM97 179H98V178H97ZM127 179H129V178H127ZM143 179L141 178L140 180H143ZM19 180H20V179H19ZM21 180H22V179H21ZM21 180H20V181H21ZM23 180H24V178H23ZM47 180H48V179H47ZM47 180H46V181H47ZM56 180H57V179H56ZM84 180H86V179H84ZM94 180H96V179H94ZM110 180H111V178H110ZM131 180H132V179H131ZM145 180H146V179H145ZM149 180H150V179H149ZM13 181H14V180H13ZM16 181H17V180H16ZM35 181H36V179H35ZM37 181H38V180H37ZM42 181H43V180H42ZM90 181H91V180H90ZM102 181H103V180H102ZM117 181H118V180H117ZM124 181H125V180H124ZM150 181H151V180H150ZM150 181H149V182H150ZM27 182H28V181H27ZM43 182H44V181H43ZM129 182H130V181H129ZM131 182H132V181H131ZM134 182H135V181H134ZM143 182H144V181H143ZM6 183H7V182H6ZM9 183H10V182H9ZM14 183H15V182H14ZM21 183H22V182H21ZM28 183H30V182H28ZM65 183H66V182H65ZM79 183H80V182H79ZM84 183H85V182H84ZM87 183H88V182H87ZM110 183H111V181H110ZM119 183H120V182H119ZM11 184H12V183H11ZM30 184H31V183H30ZM67 184H68V182H67ZM90 184H91V183H90ZM105 184H106V183H105ZM121 184H123V183H122V180H121ZM127 184H128V183H127ZM155 184H156V183H155ZM8 185H9V184H8ZM14 185L16 186V184H14ZM26 185H27V184H26ZM32 185H33V184H32ZM72 185H73V183H72ZM84 185H86V184H84ZM95 185H96V184H95ZM114 185H115V184H114ZM143 185H144V184H143ZM143 185H142V186H143ZM146 185H148V183H146L144 186H146ZM1 186H2V185H1ZM18 186H19V185H18ZM20 186H23V185H20ZM24 186H25V185H24ZM39 186H40V184H39ZM68 186H69V185H68ZM70 186H71V185H70ZM70 186H69V187H70ZM101 186H102V185H101V183H100V187H101ZM115 186H116V185H115ZM129 186H131V185L129 184ZM46 187H47V186H46ZM46 187H45V188H46ZM66 187H67V186H66ZM83 187H85V186H83ZM89 187H90V186H89ZM92 187H93V186H92ZM102 187H103V186H102ZM102 187H101V188H102ZM106 187H107V185H106ZM117 187H118V186H117ZM120 187H121V186H120ZM124 187H125V186H124ZM124 187H121V188L124 189ZM126 187H127V189H128V185H127ZM138 187H139V184H138ZM146 187H147V186H146ZM148 187H149V186H148ZM156 187H157V186H156ZM16 188H17V187H16ZM22 188H23V187H22ZM30 188H31V187H30ZM93 188H94V187H93ZM95 188H96V187H95ZM130 188H131V187H130ZM0 189H1V188H0ZM2 189H3V187H2ZM7 189H8V188H7ZM37 189H38V184H37ZM115 189H116V188H115ZM123 189H122V190H123ZM125 189H126V188H125ZM4 190H6V189L4 188ZM12 190H13V189H12ZM16 190H17V189H16ZM67 190H68V189H67ZM72 190H73V189H72ZM72 190H70V191L72 192ZM82 190H84V188H83ZM97 190H98V189H97ZM113 190H114V189H113ZM130 190H131V189H130ZM2 191H3V190H2ZM46 191H47V190H46ZM98 191H99V190H98ZM104 191H105V190H104ZM109 191H110V189L108 190V193H109ZM117 191H119V190H117ZM120 191H121V190H120ZM132 191H133V190H132ZM146 191H147V190H146ZM146 191H145V193H146ZM0 192H1V191H0ZM3 192H4V191H3ZM16 192H17V191H16ZM19 192H21V191H18L17 194H18ZM48 192H49V190H48ZM48 192H47V193H48ZM62 192H63V191H62ZM64 192H65V191H64ZM64 192H63V193H64ZM66 192H67V191H66ZM66 192H65V193H66ZM74 192H75V191H74ZM82 192H83V191H82ZM128 192H129V190L127 191V193H128ZM142 192H143V191H142ZM142 192H141V193H142ZM147 192H148V191H147ZM151 192H152V191H151ZM96 193H97V192H96ZM111 193H113V192H111ZM115 193H116V192H115ZM153 193H154V192H153ZM155 193H157V192H155ZM3 194H4V193H3ZM9 194H10V193H9ZM21 194H22V192H21ZM21 194H20V195H21ZM27 194H28V193H27ZM33 194H34V193H33ZM39 194H41V193H39ZM42 194H44V193H42ZM68 194H70V192H68L67 195H68ZM71 194H72V193H71ZM80 194H81V193H80ZM86 194H87V192H86ZM106 194H107V193H106ZM109 194H110V193H109ZM137 194H138V193H137ZM139 194H140V193H139ZM150 194H151V193H150ZM28 195H29V194H28ZM46 195H47V194H46ZM51 195H52V194H51ZM61 195H62V194H61ZM88 195H89V194H88ZM92 195H93V194H92ZM103 195H104V194L102 193V196H103ZM111 195H112V194H111ZM117 195H118V194H117ZM143 195H144V194H143ZM154 195H155V194H154ZM5 196H6V194H5ZM10 196H11V195H10ZM31 196H32V194H31ZM42 196H43V195H42ZM81 196H85V195H81ZM89 196H90V195H89ZM119 196H120V194H119ZM1 197H2V196H1ZM33 197L36 198V196H33ZM53 197H54V195H53ZM104 197H105V196H104ZM106 197H107V199H109L110 196L108 197V195H107ZM121 197H122V196H121ZM152 197H153V196H152ZM11 198H12V197H11ZM85 198H87V197L85 196ZM144 198H145V197H144ZM144 198H143V199H144ZM148 198H149V197H148ZM153 198H154V197H153ZM0 199H1V198H0ZM12 199H13V198H12ZM32 199H33V198H32ZM52 199H54V198H52ZM64 199H65V197H64ZM71 199H72V196H71ZM83 199H84V198H83ZM92 199H94V197H93ZM118 199H119V197H118ZM121 199H122V198H121ZM143 199H142V200H143ZM150 199H151V198H150ZM155 199H156V198H155ZM26 200H27V199H26ZM86 200H88V199H86ZM86 200H85V201H86ZM103 200H104V202H105V198H103V199L101 200V202H102ZM115 200H116V199H115ZM139 200H140V198H139ZM147 200H149V199H147ZM153 200H154V199H153ZM158 200H159V199H158ZM16 201H17V200H16ZM50 201H51V200H50ZM65 201H66V200H65ZM74 201H75V200H74ZM93 201H94V200H93ZM110 201H111V200H110ZM130 201H131V200H130ZM144 201H145V199H144ZM144 201H143V202H144ZM149 201H150V200H149ZM3 202H4V201H3ZM7 202H8V201H7ZM27 202H28V201H27ZM59 202H60V201H59ZM78 202H79V201H78ZM108 202H109V201H108ZM111 202H112V201H111ZM117 202H118V201H117ZM122 202H124V200H123ZM125 202H126V200H125ZM125 202H124V203H125ZM4 203H5V202H4ZM9 203H10V202H9ZM21 203H23L22 205H24V202H21ZM33 203H34V202H33ZM35 203H36V202H35ZM64 203H65V202H64ZM75 203H77V202H75ZM79 203H80V202H79ZM79 203H78V204H79ZM114 203H115V202H114ZM148 203H149V202H148ZM17 204H20V201H19V203H18V201H17ZM17 204H16V205H17ZM27 204H28V203H27ZM39 204H41V203H39ZM56 204H57V203H56ZM59 204H60V203H59ZM78 204H77V205H78ZM89 204H90V203H89ZM91 204H92V203H91ZM100 204H101V203H100ZM121 204H122V203H121ZM128 204H129V202H128ZM2 205H3V204H2ZM2 205H1V206H2ZM5 205H6V204H5ZM13 205H14V204H13ZM82 205H83V204H82ZM117 205H118V204H117ZM122 205H123V204H122ZM14 206H15V205H14ZM65 206H66V205H65ZM72 206H73V205H72ZM79 206H81V205L79 204ZM79 206H78V207H79ZM84 206H85V204H84ZM87 206H88V204H87ZM133 206H135V205H132V207H133ZM150 206H151V204H150ZM22 207H23V206H22ZM22 207H21V208H22ZM27 207H29V206H27ZM44 207H45V206H44ZM56 207H57V206H56ZM78 207H77V208H78ZM81 207H82V206H81ZM89 207H90V205H89ZM97 207H98V206H97ZM132 207H131V208H132ZM147 207H148V206H147ZM1 208H2V207H1ZM17 208H18V207H17ZM23 208H25V207H23ZM23 208H22V209H23ZM38 208H39V206H38ZM45 208H46V207H45ZM54 208H55V207H54ZM58 208H59V207H58ZM66 208H67V207H66ZM85 208H86V207H85ZM85 208H83V209H85ZM91 208H92V207H91ZM98 208H99V207H98ZM129 208H130V206H129ZM138 208H139V207H138ZM144 208H145V207H144ZM8 209H9V208H8ZM12 209H13V208H12ZM22 209H21V210H22ZM35 209H36V208H35ZM73 209H74V208H73ZM83 209H82V210H83ZM118 209H119V208H118ZM3 210H4V209H3ZM3 210H2V211H3ZM44 210H45V209H44ZM47 210H48V208H47ZM50 210H51V209H50ZM65 210H66V209H65ZM78 210H80V208H79ZM86 210H87V208H86ZM92 210H93V209H92ZM100 210H101V209H100ZM103 210H104V208H103ZM103 210H102V212H103ZM129 210H130V209H129ZM145 210H146V209H145ZM17 211H20V210H17ZM22 211H23V210H22ZM25 211H26V210H25ZM27 211H28V209H27ZM75 211H77V210H74V212H75ZM121 211H122V210H121ZM13 212H14V210H13ZM13 212H12V213H13ZM51 212H52V211H51ZM74 212H73V213H74ZM77 212H80V211H77ZM0 213H1V212H0ZM10 213H11V212H10ZM15 213H16V212H15ZM24 213H26V212H24ZM52 213H53V212H52ZM52 213H50V214H52ZM68 213H69V212H68ZM71 213H72V212H71ZM80 213H81V212H80ZM107 213H108V212H107ZM109 213H110V212H109ZM133 213H134V212H133ZM20 214H21V213H20ZM20 214H19V215H20ZM26 214H27V213H26ZM47 214H48V213H47ZM63 214H64V213H63ZM86 214H87V213H86ZM156 214H158V213H156ZM2 215H3V213H2ZM5 215H6V214H5ZM5 215H4V216H5ZM15 215H17V214H15ZM103 215H104V213H103ZM106 215H107V214H106ZM28 216H29V215H28ZM31 216H33V215H31ZM48 216H49V215H48ZM0 217H2V216H0ZM6 217H7V216H6ZM6 217H5V218H6ZM13 217H14V216H13ZM13 217H12V219H13ZM51 217H52V216H51ZM82 217H83V216H82ZM94 217H96V215H95ZM156 217H157V216H156ZM9 218H11V216H10ZM15 218H17V217H15ZM23 218H24V217H23ZM78 218H80V217H78ZM78 218H77V219H78ZM131 218H132V216H131ZM21 219H22V218H21ZM29 219H30V218H29ZM31 219H32V218H31ZM65 219H66V218H65ZM65 219H64V220H65ZM2 220H3V219H2ZM4 220H5V219H4ZM13 220H14V219H13ZM15 220H16V219H15ZM46 220H47V219H46ZM107 220H108V219H107ZM8 221H9V220H8ZM36 221H37V220H36ZM141 221H142V219H141ZM4 222H5V221H4ZM4 222H3V223H4ZM31 222H32V221H31ZM61 222H62V221H61ZM86 222H87V221H86ZM90 222H91V221H90ZM97 222H98V221H97ZM104 222H105V221H104ZM109 222H111V221H109ZM146 222L149 223V221H146ZM153 222H155V221H153ZM32 223H33V222H32ZM32 223H31V224H32ZM46 223H47V222H46ZM64 223H65V222H64ZM69 223H70V222H69ZM106 223H107V222H106ZM119 223H121V222H119ZM138 223H139V216H138ZM144 223H145V222H144ZM155 223H156V222H155ZM5 224H6V223H5ZM10 224H12V223H10ZM15 224H16V223H15ZM80 224H81V223H80ZM142 224H143V223H142ZM150 224L152 225L153 223H150ZM2 225H3V224H2ZM17 225H18V224H17ZM58 225H59V227H60V224H58ZM65 225H66V224H65ZM75 225H76V224H75ZM108 225H112V224H108ZM113 225H114V224H113ZM122 225H123V224H122ZM140 225H141V224H140ZM144 225H145V224H144ZM14 226H15V225H14ZM71 226H72V225H71ZM102 226H103V225H102ZM118 226H120V224H118ZM123 226H124V225H123ZM154 226H155V224H154ZM0 227H1V225H0ZM8 227H9V226H8ZM12 227H13V226H12ZM56 227H57V226H56ZM59 227H58V228H59ZM73 227H74V226H73ZM112 227H113V226H112ZM140 227H141V226H140ZM10 228H11V227H10ZM66 228H67V227H66ZM75 228H76V227H75ZM78 228H79V226H78ZM78 228H77V229H78ZM95 228H97V227H95ZM16 229H17V228H16ZM55 229H56V228H55ZM68 229H69V228H68ZM73 229H74V228H73ZM80 229H81V228H80ZM91 229H92V228H91ZM91 229H90V230H91ZM114 229H115V228H114ZM129 229H131V228H129ZM139 229H140V228H139ZM154 229H155V228H154ZM24 230H25V229H24ZM58 230H59V229H58ZM60 230H61V228H60ZM64 230H65V229H63V231H64ZM70 230H71V229H70ZM74 230H76V229H74ZM112 230H113V229H112ZM123 230H124V229H123ZM137 230H138V229H137ZM10 231H11V230H10ZM14 231H15V230H14ZM14 231H13V232H14ZM18 231H20V230H17V232H18ZM29 231H30V230H29ZM63 231H62V232H63ZM140 231L142 232V230H139V232H140ZM156 231H157V230H156ZM0 232H1V231H0ZM6 232H7V231H6ZM27 232H28V231H27ZM38 232H39V231H38ZM139 232H138V233H137V232L135 233V234H136V235H135L136 237L138 236L137 234H139ZM141 232H140V233H141ZM73 233H74V232H73ZM144 233H145V232H144ZM154 233H155V232H154ZM154 233H153V235H154ZM5 234H6V233H5ZM15 234H16V233H15ZM39 234H40V233H39ZM105 234H106V233H105ZM130 234H131V233H130ZM133 234H134V233H133ZM0 235H1V234H0ZM3 235H4V234H3ZM12 235H13V234H12ZM33 235L35 236V234H33ZM36 236H37V235H36ZM39 236H40L41 238L44 237V236L42 237L41 234H40ZM101 236H104V235H101ZM139 236H140V234H139ZM1 237H2V236H1ZM3 237H5V235H4ZM6 237H7V235H6ZM6 237H5V238H6ZM53 237H54V235H53ZM70 237H72V235H71ZM98 237H99V236H98ZM141 237H142V234H141ZM146 237H147V235H146ZM38 238H39V237H38ZM38 238H37V240H38ZM41 238H39V240H40ZM90 238H91V237H90ZM107 238H108V237H107ZM2 239H3V238H2ZM6 239H8V238H6ZM52 239H53V238H52ZM56 239H57V238H56ZM87 239H88V238H87ZM109 239H110V238H109ZM109 239H108V240H109ZM33 240H34V239H33ZM33 240H32V242H33ZM35 240H36V239H35ZM37 240H36V241H37ZM39 240H38V241H39ZM112 240H113V239H112ZM14 241H16V240H14ZM14 241H13V242H14ZM54 241H55V238H54ZM81 241H82V239H81ZM113 241H114V240H113ZM148 241H149V240H148ZM5 242H6V241H5ZM64 242H65V241H63V243H64ZM78 242H79V241H78ZM14 243H15V242H14ZM17 243H18V242H17ZM35 243H36V242H35ZM56 243H58V242L56 241ZM115 243H116V242H115ZM118 243H119V242H118ZM120 243H121V242H120ZM147 243H148V242H147ZM0 244H1V243H0ZM3 244H4V243H3ZM31 244H32V243H31ZM61 244H62V243H61ZM126 244H127V243H126ZM131 244H132V243H131ZM152 244H153V241H152ZM7 245H9V244H7ZM43 245H44V244H43ZM45 245H46V244H45ZM52 245H53V244H52ZM54 245H55V244H54ZM132 245H134V244H132ZM2 246H3V245H1L0 248H2ZM14 246H15V245H14ZM16 246H17V245H16ZM16 246H15V247H16ZM20 246H21V245H20ZM31 246H32V245H31ZM56 246H57V245H55V248H56ZM105 246H106V245H105ZM151 246H152V245H151ZM22 247H23V246H22ZM124 247H125V246H124ZM153 247H156V246H153ZM19 248H20V247H19ZM19 248H18V249H19ZM43 248H44V247H43ZM47 248H48V247H47ZM134 248H135V247H134ZM37 249H38V248H37ZM39 249H40V248H39ZM53 249H54V248H53ZM58 249H59V247H58ZM60 249H61V248H60ZM106 249H107V248H105V250H106ZM129 249H130V248H129ZM7 250H8V249H7ZM7 250H6V252H7ZM9 250H10V248H9ZM16 250H17V249H16ZM31 250H32V249H31ZM47 250H48V249H47ZM82 250H83V248H82ZM111 250H112V249H111ZM112 251H113V250H112ZM117 251H118V249H117ZM123 251H125V250H122V252H123ZM153 251H154V250H153ZM153 251H150V252H153ZM155 251H157V250H155ZM155 251H154V252H155ZM158 251H159V250H158ZM1 252H3V248H2V251H1ZM52 252H53V251H52ZM52 252H50V253H52ZM82 252H83V251H82ZM86 252H87V251H86ZM97 252H100V251L97 250V251H96V254H97ZM114 252H115V251H114ZM120 252H121V251H120ZM14 253H15V252H14ZM37 253H38V252H37ZM48 253H49V252H48ZM59 253H60V252H59ZM59 253H58V254H59ZM90 253H91V252H90ZM107 253H108V252H107ZM140 253H141V252H140ZM157 253H158V252H157ZM41 254H42V253H41ZM56 254H57V253H56ZM100 254H101V253H100ZM116 254H117V252H116ZM150 254H151V253H150ZM160 254H161V253H160ZM3 255H4V254H3ZM38 255H39V254H38ZM69 255H70V254H69ZM73 255H75V254H73ZM89 255H90V254H89ZM94 255H95V254H94ZM94 255H93V257H94ZM117 255H119V254H117ZM135 255H136V254H135ZM43 256H44V255H43ZM47 256H48V254H47ZM51 256H52V255H51ZM59 256H61V255H60V254L58 255V259H59ZM62 256H64V255H62ZM78 256H79V255H78ZM105 256H107V255H105ZM113 256H115V255L113 254ZM151 256H152V255H151ZM153 256H154V255H153ZM158 256H159V255H158ZM160 256H161V255H160ZM49 257H50V255H49ZM138 257H139V256H138ZM173 257H174V256H173ZM16 258H17V256H16ZM42 258H44V257H42ZM42 258H41V259H42ZM51 258H52V257H51ZM53 258H54V257H53ZM78 258H79V257H78ZM18 259H19V258H18ZM30 259H31V258H30ZM58 259H57V260H58ZM60 259H61V258H60ZM64 259H65V258H64ZM64 259H63V260H64ZM81 259H83V258H81ZM24 260H26V257H25ZM46 260H47V259H46ZM52 260H53V259H51V262H52ZM55 260H56V259H55ZM77 260H78V259H77ZM95 260H97V259L95 258ZM99 260H100V259H99ZM103 260H104V262H105V259H103ZM15 261L17 262L18 260H15ZM44 261H45V260H44ZM85 261H86V260H85ZM42 262H43V260H42ZM46 262H47V261H46ZM46 262H43V263H46ZM48 262H49V261H48ZM53 262H54V260H53ZM58 262H59V260H58ZM64 262H68V261H64ZM64 262H63V263H64ZM91 262H92V261H91ZM158 262H159V261H158ZM23 263H24V262H23ZM23 263H22V264H23ZM29 263H30V262H29ZM68 263H69V262H68ZM68 263H67V264H68ZM70 263H71V262H70ZM72 263H73V262H72ZM94 263H95V262H94ZM101 263H102V262H101ZM105 263H106V262H105ZM105 263H104V264H105ZM176 263H177V262H176ZM18 264H19V263H18ZM50 264H53V263H50ZM61 264H62V262H61ZM106 264H107V263H106ZM179 264H180V263H179Z\"/></svg>",
	"mask_w": 264,
	"mask_h": 264
}]
</instances>
